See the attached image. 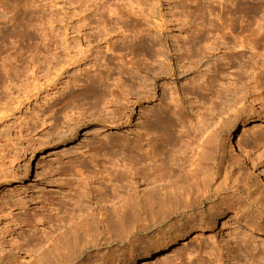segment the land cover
I'll list each match as a JSON object with an SVG mask.
<instances>
[{
	"label": "rangeland",
	"instance_id": "rangeland-1",
	"mask_svg": "<svg viewBox=\"0 0 264 264\" xmlns=\"http://www.w3.org/2000/svg\"><path fill=\"white\" fill-rule=\"evenodd\" d=\"M229 3L230 0H0V264H48L54 257L58 259L62 236L68 228L54 229L50 226L55 221L47 225L35 220L55 214L64 216L66 209L71 213L69 198L73 192L67 183L74 185L79 179L71 173L110 170L115 162L121 165L122 157L127 160L125 142L139 140L137 134L143 132L142 125L150 116L168 113L172 91L186 104L184 112L189 116L197 112L208 123L205 138L239 110L251 111L247 117L256 119L249 124L243 122L246 116L238 120L233 145L227 135L217 138L218 154L225 148V160L233 166L229 173L217 166L211 182L212 189L222 192L226 204L219 207L221 212L214 219L205 215V228L176 224L170 238L154 246L143 236H136L128 244L111 247L106 261L89 264H264V235L251 232L244 222L247 217L259 216L258 207L246 205L247 188L264 196V140L258 143L253 139L260 132L264 135V105L251 102L250 96L245 102L236 100L239 93L225 91L230 81L235 84L242 61L224 67L221 52L204 60L197 70L192 68L182 74L174 60L176 40L181 46L193 31L197 35L196 28L201 24L206 35L220 36L227 26V34L243 38L264 20V0L233 1V6ZM133 12L143 14L145 19ZM141 29L147 31L140 35L147 34L141 36L144 40L137 34L138 43L134 36ZM146 40H154L157 45L151 49ZM158 49L165 51L160 57ZM166 49L172 50V78L164 75L168 73ZM261 49L258 46L257 50ZM105 60H113L109 65L114 70L111 79L117 78L123 67L136 72L135 86H142L136 92L139 97L135 93L128 96L134 105L123 106L126 100L119 98V92L115 95L119 96L120 107L108 105L105 100L95 104L87 79L95 80L99 72L105 71ZM130 60L138 63L139 69L130 66ZM215 62L221 63L220 74L212 89L223 96L217 100L206 90L196 88L200 83L206 89ZM155 73H162L160 79H154ZM188 89L195 95L187 93ZM183 98L192 102L191 110ZM118 110L125 115L113 122L111 113ZM175 126L176 131L181 129L180 124ZM143 150L150 154L151 145L144 144ZM195 164L194 168L186 164L189 168L182 174L184 177L193 173L188 178L194 184L188 187L184 183L182 192L192 198L205 177L203 173L195 175ZM172 169L168 185L179 173L176 167ZM233 182L241 190L235 197L228 192L235 186ZM145 187L140 186V192H148ZM78 221V216H73L71 223ZM257 221L263 224V220ZM182 250L186 254L179 259L177 254ZM211 250L212 256L208 253ZM166 255L170 256L163 260Z\"/></svg>",
	"mask_w": 264,
	"mask_h": 264
},
{
	"label": "bare ground",
	"instance_id": "bare-ground-1",
	"mask_svg": "<svg viewBox=\"0 0 264 264\" xmlns=\"http://www.w3.org/2000/svg\"><path fill=\"white\" fill-rule=\"evenodd\" d=\"M233 1L238 2L239 0H230L229 4L232 6ZM218 5L222 6L223 3L218 2ZM110 11L111 9L109 12ZM228 13H233V11L228 10ZM115 14L114 11V16ZM137 14H139V12L132 13L134 16H137ZM139 16L142 19H145L143 14L141 15L140 13ZM116 24L119 25V23H115V25ZM120 29L121 28H119V30ZM202 29H205L204 24H201L200 27L196 28L197 35H195V32L193 31L192 35L187 37L181 46H179L180 44H178L177 40L175 42L177 46L174 47L173 51L177 53V56L174 60L179 63L178 68L181 70L182 74L191 71L192 68H196L197 70L204 60H208L209 57L224 52L221 59L222 63L224 62V67H232L234 62L242 61V64H240V73L234 77L235 84L230 81L228 83L229 85H226L227 88L225 87V91H233L236 95L239 93L241 96L237 97L235 95L237 97L235 99L244 100V102L247 96H250L252 98L251 102L257 104L262 102L260 106L263 107L264 20L262 19L261 21H258L255 31L250 36L243 38H237L227 34L224 31L228 30L227 26L223 27V33L220 36L206 35L207 32L204 33ZM143 31L147 30H142L139 31L140 33H136L134 40L137 39V34H139L140 38L144 40L141 36L146 37L145 35L147 33L145 35H140L144 34ZM138 39L135 40V42L138 41L139 43ZM152 41L153 43H151ZM154 44L157 45L154 43V40H151L148 46L152 49ZM258 46L262 48L261 51L257 50ZM166 50H168L166 51L168 59V67L166 70H168V73H164V75L168 74L172 78L175 70L172 68L173 66L170 65V52L172 50ZM163 52L165 53L163 49H158V57H160ZM120 58L122 59V56ZM111 62H113V60H105L103 63L105 71L99 72L97 75L98 77L96 76L97 79L91 80V77L87 79L89 82V85H87L90 88L89 94H91L93 99H96H94L96 101L95 104L99 101L105 100L108 105H119L120 107V99H124L126 101L122 104L123 106L127 107L129 104L134 105L135 102H130L128 96L132 94L134 95V93L138 96L139 92H136L137 90L139 91V87L142 86H135V80L137 79L135 78L136 72L133 73L131 71H126L123 67L118 70V77L111 79L114 71L109 67ZM120 63H118V65H121ZM128 63L130 66L139 69L138 63L133 62L132 60ZM219 65L215 62L212 65V71L209 69L212 76L210 75L209 77L206 89H203L200 83H197L196 85L194 81V84L197 86L196 88H200V91L206 90L208 94L212 95V98H216L215 100L219 98L222 99L223 97L219 91L216 92V90L212 89L214 88L212 84L215 83V77L220 74ZM121 67L122 65L120 68ZM154 75L155 76L153 77L156 80L160 79L162 73H155ZM111 80L112 83H109ZM206 82L207 81L204 83ZM111 87H114V89ZM123 88H127V91L124 92ZM187 91V93H191L192 90L188 89ZM116 92H119L123 97L116 96ZM229 93L232 94L231 92ZM169 94L171 96L169 102L172 103L173 108H170L171 105L168 104V108H166L168 113L163 114V111L162 114H153L150 116L142 125L143 132L137 134L139 140L134 141L131 144H127V141L125 142L124 145L127 150H125L124 153L127 160H124V157H122L121 165H118L116 164L117 162H115L112 164L110 170H94L89 174H85V172L81 171H77L76 174L71 173V176L78 175L79 177L78 180L76 179L73 182V184L75 183L74 185H72V183H67L70 186V191L73 192L69 198V202H71V206L73 207L70 209L71 213L66 209L63 212L64 216L59 217L58 214H55L53 216H48L47 219L40 216L41 218L35 220L38 223H44L47 225H50V223L55 221V224L50 226L52 228L54 227V229L56 228L60 230L61 228H68L62 236L64 240L63 244L58 249V259H55L54 257L53 261L52 259L50 260L52 263L48 261V264H89L99 260L104 262L108 259L107 257L110 256L109 253L111 252V247H118L119 244H128L131 242V239L136 236H143L145 241L151 246H154L155 244H160V240H163L164 238L169 239L170 237L168 236L171 234V231H174L176 224H184L186 228L191 226V224L196 225V227L200 229L205 228L203 226L208 224L205 215L207 214V216L214 219L221 212L219 207L226 204V199L222 196V192L212 189L211 182L214 180L217 166L228 173L233 170V166L229 161L225 160L227 157L225 148L222 149L221 154H218L217 138L220 135H227L229 144L233 145L234 140H232V138L237 123L239 122L238 120L246 116L244 119L245 121L243 122L249 124L255 122L256 119L247 117L251 111L248 113H242V110H237V114H234L233 116L230 115V117L221 121L222 123L217 129L212 131V133L205 138L203 135L205 133L204 128L206 129L209 127L208 123H205L203 117L197 112L194 116H189V113L187 114L184 112L186 104L184 105V101L181 98H178V95H176L177 93L174 94L172 91L171 93L169 92ZM197 94L198 93H196V95ZM192 95L195 94L193 93ZM198 97L200 96L198 95ZM183 99L185 100V98ZM185 101H188L189 109L191 110L193 108V105L190 106L191 101ZM119 110L111 113V115L113 114V117H111L113 118V122H115V120L120 121L123 115H125L124 112L121 113ZM194 120L196 122H194ZM176 123L180 124L181 127L178 131H176ZM253 139L259 143L264 140V135L260 132L259 134H255ZM144 144L151 145L152 151L150 154L143 150ZM158 147H161L162 149H158ZM166 154H168V160L166 159ZM193 163H196L195 175H197V173L205 174L204 179L200 181L199 188L197 189L194 198L182 193L184 183L188 187H191V185L194 184L192 181H189L191 178L190 176H193V173H189L190 176H188L189 174L184 177L182 176L184 169L189 168V164L193 167ZM186 164H188L189 167H187ZM185 166L186 168H184ZM172 167L177 168L176 170H178L179 173L176 177L181 178L180 181H182V183H179L180 181H177V178H175L176 180L173 183L170 181V185H168V178L173 175ZM236 174L239 175V172L236 171ZM94 184H97V186L94 187ZM233 184L235 186H231L228 192H231L230 194H233V197H235V195H240L241 190L239 189L238 183L233 182ZM142 185H145L146 189L149 188V190H151H148V192H140L139 187ZM243 187L245 188L246 184H244ZM245 195V197H238H244L247 207H258L259 216H257V218L263 220V224L261 225L256 217H254L256 219L247 217L244 219L245 226L251 232L264 235V196L262 193L257 194L254 191L251 192L248 188ZM215 202L218 203L215 204ZM205 205L207 206L206 209H204ZM216 205L218 208L215 207ZM65 206L66 203L64 204V207ZM247 207H244V209ZM83 210L86 212L85 216L83 215ZM73 216H78L79 218V221L75 224L71 223ZM174 219H177L176 223L173 222ZM59 235L61 236V234ZM103 247H106V250H104ZM93 249H96V251L92 252ZM212 252V250L211 252H208L210 256L213 255ZM184 254H186V252L182 250L177 256L180 259ZM169 256L170 255H166L162 259L165 260L166 258H169ZM189 256L190 254H188V257ZM39 264L47 263H42V261H40Z\"/></svg>",
	"mask_w": 264,
	"mask_h": 264
}]
</instances>
